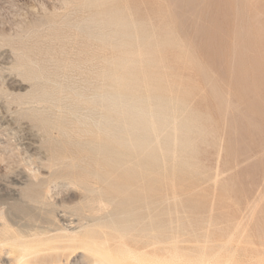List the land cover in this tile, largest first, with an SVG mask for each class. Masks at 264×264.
<instances>
[{
  "label": "rangeland",
  "instance_id": "374dc122",
  "mask_svg": "<svg viewBox=\"0 0 264 264\" xmlns=\"http://www.w3.org/2000/svg\"><path fill=\"white\" fill-rule=\"evenodd\" d=\"M93 245L264 264V0H0V264Z\"/></svg>",
  "mask_w": 264,
  "mask_h": 264
},
{
  "label": "bare ground",
  "instance_id": "6f19581e",
  "mask_svg": "<svg viewBox=\"0 0 264 264\" xmlns=\"http://www.w3.org/2000/svg\"><path fill=\"white\" fill-rule=\"evenodd\" d=\"M237 6V5H236ZM88 41V40H87ZM105 96V95H104ZM100 98V97H99ZM102 98V97H101ZM73 116V115H72ZM74 117V116H73ZM43 200H44V198H43ZM39 205V204H38ZM100 205V204H99ZM101 207V206H100ZM102 207H103V205H102ZM99 208V207H98ZM74 235V234H73ZM91 241V240H90ZM96 244V243H95ZM77 248V247H76ZM84 250H87V251H91L92 253V256H93V259H92V261H93V263L94 264H124L123 263V260L121 259V258H117V257H114V256H112L111 255V253H110V251L107 249V248H102V247H100V246H90V247H82ZM126 248H127V246H126ZM129 248V247H128ZM13 249V248H12ZM24 250V249H23ZM128 250V249H127ZM128 253L130 254H128L129 256H131L132 258H136V256H135V254L134 253H132L131 251H128ZM23 257L25 256L24 255V253H23V255H22ZM21 258V257H20ZM20 258H19V260H20ZM211 258H213V257H211ZM210 258V259H211ZM173 259H176V258H173ZM130 260V259H129ZM137 260H138V257H137ZM202 261H203V259H202ZM211 262L213 261V260H210ZM175 262H177L176 260H175ZM175 262L173 261V263L175 264ZM209 262V261H208ZM207 262V264H209Z\"/></svg>",
  "mask_w": 264,
  "mask_h": 264
}]
</instances>
